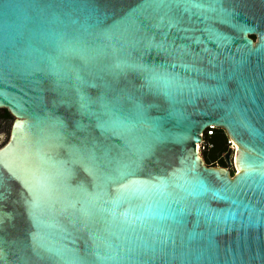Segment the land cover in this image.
<instances>
[{
    "label": "water",
    "instance_id": "obj_1",
    "mask_svg": "<svg viewBox=\"0 0 264 264\" xmlns=\"http://www.w3.org/2000/svg\"><path fill=\"white\" fill-rule=\"evenodd\" d=\"M0 108V264H264V0H0Z\"/></svg>",
    "mask_w": 264,
    "mask_h": 264
},
{
    "label": "trees",
    "instance_id": "obj_2",
    "mask_svg": "<svg viewBox=\"0 0 264 264\" xmlns=\"http://www.w3.org/2000/svg\"><path fill=\"white\" fill-rule=\"evenodd\" d=\"M213 135L210 137H206V133L204 134V138L208 139L213 143V148H205L204 151H202V158L207 166H215V163L221 162L220 160L223 158L221 162V167H228V164L225 159V155L228 151H230V146L228 144V141L230 137L228 136L227 132L222 128H217L215 131H213ZM212 151H217L218 156H213ZM231 175L234 174L231 172Z\"/></svg>",
    "mask_w": 264,
    "mask_h": 264
},
{
    "label": "rangeland",
    "instance_id": "obj_3",
    "mask_svg": "<svg viewBox=\"0 0 264 264\" xmlns=\"http://www.w3.org/2000/svg\"><path fill=\"white\" fill-rule=\"evenodd\" d=\"M15 117L10 114V112L5 108H0V135L3 134L2 141L0 142L1 146L6 144L9 141L10 133L12 124L14 122ZM211 142V141H210ZM209 149V148H207ZM204 151V149H202ZM201 151V155H202ZM234 152V150H233ZM212 155L218 156L217 151H212ZM223 158L220 160L222 162ZM221 162L215 163L214 167H221ZM230 172H232L234 175L237 173L234 166H230Z\"/></svg>",
    "mask_w": 264,
    "mask_h": 264
},
{
    "label": "snow or ice",
    "instance_id": "obj_4",
    "mask_svg": "<svg viewBox=\"0 0 264 264\" xmlns=\"http://www.w3.org/2000/svg\"><path fill=\"white\" fill-rule=\"evenodd\" d=\"M155 2L159 3V4H165V3H171V2H173V0H155ZM117 67H121V65H117ZM83 105L85 107H87V101L86 100H83ZM245 166H247V165H245ZM129 169H130V165H127V164L123 165L122 167L117 169L118 175L115 177H112V176L106 177L105 178L106 182L108 180H120V179H123L124 176L131 177L133 173ZM121 187H123V185ZM205 190H207V186L204 184H201L200 185V191H205ZM122 198L123 197L120 194V190L118 189L117 190V197L113 200V203L118 204L120 199H122ZM0 199H3V193H0ZM222 199L226 201L229 199V197L227 195H224V196H222ZM233 203H235V201H233ZM8 215H11V214H8ZM0 223H2V218H0Z\"/></svg>",
    "mask_w": 264,
    "mask_h": 264
},
{
    "label": "built area",
    "instance_id": "obj_5",
    "mask_svg": "<svg viewBox=\"0 0 264 264\" xmlns=\"http://www.w3.org/2000/svg\"><path fill=\"white\" fill-rule=\"evenodd\" d=\"M217 129V127L215 126H210L209 128L206 129V131L204 132V134L206 133V137H210L212 136L214 133L213 131H215ZM204 134H203V141L202 143H199V145L201 144L202 145V149H205V148H213V143H211L208 139H205L204 138ZM228 144L231 148L234 147V142L232 141V139H229L228 141ZM234 149V148H233Z\"/></svg>",
    "mask_w": 264,
    "mask_h": 264
},
{
    "label": "bare ground",
    "instance_id": "obj_6",
    "mask_svg": "<svg viewBox=\"0 0 264 264\" xmlns=\"http://www.w3.org/2000/svg\"><path fill=\"white\" fill-rule=\"evenodd\" d=\"M233 148H234L233 150L235 151V145ZM199 150H200V152L202 151V145L201 144L199 145Z\"/></svg>",
    "mask_w": 264,
    "mask_h": 264
},
{
    "label": "flooded vegetation",
    "instance_id": "obj_7",
    "mask_svg": "<svg viewBox=\"0 0 264 264\" xmlns=\"http://www.w3.org/2000/svg\"><path fill=\"white\" fill-rule=\"evenodd\" d=\"M254 40H256V36H251ZM0 147H1V144H0Z\"/></svg>",
    "mask_w": 264,
    "mask_h": 264
}]
</instances>
